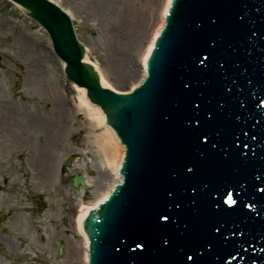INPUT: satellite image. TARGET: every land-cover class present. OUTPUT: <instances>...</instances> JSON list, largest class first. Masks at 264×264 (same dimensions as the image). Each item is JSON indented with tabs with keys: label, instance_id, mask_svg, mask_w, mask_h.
Returning a JSON list of instances; mask_svg holds the SVG:
<instances>
[{
	"label": "water",
	"instance_id": "1",
	"mask_svg": "<svg viewBox=\"0 0 264 264\" xmlns=\"http://www.w3.org/2000/svg\"><path fill=\"white\" fill-rule=\"evenodd\" d=\"M13 1L124 145L121 179L83 222L85 263L264 264V0H172L123 93L83 61L59 7Z\"/></svg>",
	"mask_w": 264,
	"mask_h": 264
},
{
	"label": "rangeland",
	"instance_id": "2",
	"mask_svg": "<svg viewBox=\"0 0 264 264\" xmlns=\"http://www.w3.org/2000/svg\"><path fill=\"white\" fill-rule=\"evenodd\" d=\"M57 1L71 13L77 36L98 62L109 87L128 90L142 78L140 52L154 33L151 26L160 18L161 0ZM117 8L119 13H129L127 19L132 21L126 24L131 28L137 26L136 34L125 32V39L119 36L120 32L116 37L112 35L113 29L110 30L107 20L114 19ZM22 13L15 4L0 0V135L15 141L12 151L24 158L23 163L20 157L13 160L15 170L0 168V218L7 217L0 223V234L15 242L11 241L15 252L10 253V241L5 245L0 240V264H82L70 257L80 239L74 218L79 203L95 201L94 192L101 190L109 177L103 153L92 136L102 128L95 126L79 109L78 95L65 79L62 62L53 53L46 32L39 25L32 28V19L24 22ZM147 16L151 17L147 23L140 20L134 23L132 19ZM110 43L115 45L113 50L109 49ZM125 46L131 51L123 50L119 54ZM115 53L126 56L128 63L116 75L109 67V61H115ZM114 69H120L117 62ZM13 86H17L16 91H12ZM55 117L62 122V136L53 148L56 159L48 178L40 180L44 178L40 173L43 167L40 160L35 163L38 157L32 151L45 141L41 136H46ZM14 126L20 130L13 129ZM70 156L71 161L61 174L60 187L51 183L53 174L54 178L60 177L59 164ZM75 175L83 176L85 186H72ZM3 177L7 178L6 182L2 181ZM37 189L42 191L41 195L32 193ZM24 205L37 217L35 226L23 218L27 213L16 212ZM14 215H18V223L12 221ZM60 247L63 248L61 255Z\"/></svg>",
	"mask_w": 264,
	"mask_h": 264
},
{
	"label": "bare ground",
	"instance_id": "3",
	"mask_svg": "<svg viewBox=\"0 0 264 264\" xmlns=\"http://www.w3.org/2000/svg\"><path fill=\"white\" fill-rule=\"evenodd\" d=\"M170 1L171 0H161V3L159 5L161 7L159 10L160 11V18L158 19V22H155L151 26V28L154 31V34L163 22L165 10H167ZM15 5L18 6L19 8H21L20 5H18L16 3H15ZM115 11L116 12L114 14V19H113L114 21L113 20H107L108 22H110V25H111L110 30L113 29L112 35L114 37H116L118 35V33L120 32L119 36L122 35V36H124L123 39H125L127 36L125 32H128L130 34H132V33L136 34V32L138 31L137 26L131 28L130 26H128L126 24L127 22L132 21L131 19L130 20L127 19V16L129 15V13L124 12V11L119 13L120 9H118V8ZM103 16H105V15L103 14ZM105 17L108 18V15L106 14ZM133 17H136V16H133ZM133 17H132V19H133L134 23L138 22L139 20L141 22L146 21L145 23H147L150 21L149 19L151 18L150 16H147L145 18H141V17L133 18ZM118 27H122V28H119V30H118L117 29ZM140 31H141V29H140ZM152 38L149 39L148 45L144 46V48L140 52V56H141L140 57V65H141L140 75L141 76H143L144 72H145V60L148 56L150 47L152 45ZM122 43L124 44L123 41H122ZM114 46H115L114 43H110L109 49L113 50ZM118 49H120V48H118ZM123 50H124V52L125 51L126 52L131 51L129 46H125V48H122L120 50L119 54H121L123 52ZM119 54L115 53V56H114L115 61H113L112 59L109 61V67H111L112 72H114L115 75L122 73L124 71V67L128 66L127 59H125L126 56H122ZM116 62L118 63V66L120 67V69H114V67L116 66ZM98 72L101 76V81L105 82V80L103 78V74H102L99 66H98ZM105 84H106V82H105ZM106 86H108V85L106 84ZM74 89L78 95V103H79L78 107H79V109L81 111H83L93 122H95V126H100L102 128L101 131L95 132L92 136H93V139H95V143L97 144L98 149L103 153V155H102L103 161L105 162V164L107 163L106 167H107L108 172H109V175H108L109 177H107L108 180L106 178L107 182L105 183L103 188L97 192H94L95 201L93 200L92 202H90L88 204H86L84 202H80L78 209L76 210V216L74 218V222L76 224L75 229L77 231V235L80 237V239H79V242L77 244H75V247L72 250L71 254H73V256H70V257L73 259H79L82 264H86L85 261L87 259V250L83 249V247H84L85 243H88V241H87V238L85 237V234H84L82 227H81L82 220L84 218V214L87 213V211L89 210V207H96L97 204L99 203V201L107 195V193H108L107 189L112 187V185L114 184L113 173H114V171H117V169H118V162H119L121 155L123 154L124 148H123V145L119 144V140L115 136L114 131H112L107 125H105L104 116H103L102 112L99 110V108L95 105L90 104L87 101L85 95H83L81 88L74 87ZM56 101L58 103H60L58 98H56ZM57 110L59 112L61 111L59 106L57 107ZM59 112H58V114H59ZM13 129L20 130L19 126H17V127L14 126ZM62 129H63L62 122L60 123L58 117H55L54 119H52L50 121V124H49L48 132H46V136L45 135L41 136L45 141L42 142V144H38L36 151H32V153H35L36 156L38 157L37 162L35 161V163H38V161L40 160V162L42 164V167H43L42 170L44 173L43 176H47L49 174V172L51 171L52 162L54 159H56V155L54 153L53 148L56 144L59 143L60 137L62 136ZM46 130H47V128H46ZM55 132H56V134H55ZM54 137H55V139H54ZM1 138H3V136L0 135V139ZM1 143L2 142H0V145H1ZM20 209L21 210H16V212L22 211V213H27V216H24L23 218L26 221L30 222L33 226H35L37 223V217H35V215L31 211L32 209H30L26 206H22ZM13 220L17 223L20 221L18 215L12 216V221Z\"/></svg>",
	"mask_w": 264,
	"mask_h": 264
},
{
	"label": "flooded vegetation",
	"instance_id": "4",
	"mask_svg": "<svg viewBox=\"0 0 264 264\" xmlns=\"http://www.w3.org/2000/svg\"><path fill=\"white\" fill-rule=\"evenodd\" d=\"M3 144H4V146L3 147H0V158L3 159L2 161L0 160V168L2 170L3 169L11 170V169H13V160H14V155H15V153L12 151V147H11L12 141L10 140V138H7V140L6 139L3 140ZM5 155H7L8 157L7 158L1 157V156H5ZM6 161H8V162H6ZM2 181L3 182H6L7 181V178L3 179ZM6 218L7 217L0 218V223L5 222V219ZM6 224L8 226L11 225L10 223L9 224L6 223ZM10 227L13 228V226H10ZM17 231L18 232H22V228L19 227V229ZM0 240H2L5 245L7 244V242L10 241V243H11V249L9 250V252L11 253V252L15 251L14 244L12 243L13 241L11 240L10 237L1 236V234H0ZM13 247H14V250L12 249Z\"/></svg>",
	"mask_w": 264,
	"mask_h": 264
}]
</instances>
